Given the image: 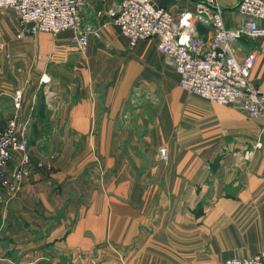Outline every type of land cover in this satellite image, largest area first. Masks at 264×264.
<instances>
[{
	"label": "crops",
	"instance_id": "0c3cea01",
	"mask_svg": "<svg viewBox=\"0 0 264 264\" xmlns=\"http://www.w3.org/2000/svg\"><path fill=\"white\" fill-rule=\"evenodd\" d=\"M85 2V26L108 23L85 52L68 32L19 40L15 12L0 10V132L28 121L44 164L15 197L0 186V264H224L263 252L264 117L183 91L157 39L131 48L109 23L113 1ZM152 2L195 11L194 0ZM218 2L228 29L248 20L240 0ZM236 50L256 54L250 78L264 93V37Z\"/></svg>",
	"mask_w": 264,
	"mask_h": 264
},
{
	"label": "built area",
	"instance_id": "2783aa9c",
	"mask_svg": "<svg viewBox=\"0 0 264 264\" xmlns=\"http://www.w3.org/2000/svg\"><path fill=\"white\" fill-rule=\"evenodd\" d=\"M97 1H113L106 12L109 23L119 28L131 48L141 41L158 40V50L176 71L183 91L210 103L233 107L254 119L264 117V93L250 78L257 56L251 53L239 60L236 50V43L242 39L264 37V27L259 24L264 20V0H240L237 11L248 20L238 29L226 27L218 0H194L195 11L179 17L152 0ZM85 6V0H0V10H12L18 18L17 39L40 33L57 37L68 32L70 42L81 52L87 50L92 38L100 39L102 28L108 25L85 26ZM103 14L98 12L99 17ZM198 24L211 30L210 39L200 37ZM42 83L50 84V79L44 76ZM23 99V91L17 89L13 96L16 110L22 108ZM27 127L28 121L12 119L0 132V186L11 198L32 176L35 167ZM162 154L167 155V150L163 149ZM224 264H264V251L250 258H231Z\"/></svg>",
	"mask_w": 264,
	"mask_h": 264
},
{
	"label": "rangeland",
	"instance_id": "374dc122",
	"mask_svg": "<svg viewBox=\"0 0 264 264\" xmlns=\"http://www.w3.org/2000/svg\"><path fill=\"white\" fill-rule=\"evenodd\" d=\"M170 67H171V66H170ZM171 68H172V67H171ZM136 98H138V96H136ZM47 140H48V139H47ZM29 152H30V151H29ZM30 155H31V153H30ZM31 159H32V156H31ZM39 163H42V162L35 163V167H34V169L36 168V165L39 164ZM33 164H34V162H33V159H32V165H33ZM42 164H43V163H42ZM43 166H44V164H43ZM43 166H42V167H43ZM30 178H31V177H30ZM30 178H29V179H30ZM29 179H28V180H29ZM21 188H22V187H21ZM20 190H21V189H20ZM19 192H20V191H19ZM19 192H18V193H19ZM18 193H17V194H18ZM17 194H16V195H17ZM16 195H15V196H16ZM0 241H2V244H3L5 247L8 246V244H9L8 241H7L6 239L2 240L1 237H0ZM0 260H1V254H0ZM5 263H6V262H5Z\"/></svg>",
	"mask_w": 264,
	"mask_h": 264
}]
</instances>
